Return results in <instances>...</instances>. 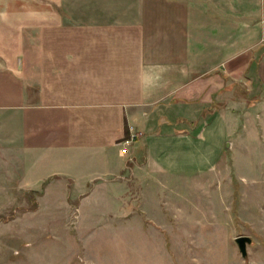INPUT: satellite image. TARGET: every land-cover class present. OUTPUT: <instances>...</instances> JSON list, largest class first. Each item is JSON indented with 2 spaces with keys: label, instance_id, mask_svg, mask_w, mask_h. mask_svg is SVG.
Masks as SVG:
<instances>
[{
  "label": "crops",
  "instance_id": "1",
  "mask_svg": "<svg viewBox=\"0 0 264 264\" xmlns=\"http://www.w3.org/2000/svg\"><path fill=\"white\" fill-rule=\"evenodd\" d=\"M222 2L0 0V191H38L49 181L85 194L79 209H103L90 224L126 225L131 217L115 212L134 190L147 189L139 207L150 205L162 179L206 173L233 152L237 88L257 100L243 122L258 125L264 77L186 67L221 64L225 48L232 66L264 64L255 36L224 43ZM259 16L232 29L261 32L264 8ZM131 128L142 137L123 155Z\"/></svg>",
  "mask_w": 264,
  "mask_h": 264
},
{
  "label": "rangeland",
  "instance_id": "2",
  "mask_svg": "<svg viewBox=\"0 0 264 264\" xmlns=\"http://www.w3.org/2000/svg\"><path fill=\"white\" fill-rule=\"evenodd\" d=\"M222 3L224 43L255 36L264 44V30L243 34L232 29L261 19L264 0ZM231 53L224 49L221 64L186 67L193 74L246 75L254 71L264 77L263 63L250 69L246 64L232 66L233 60H227ZM236 99L238 107L230 114L241 117L236 123L240 129L233 152L226 143L221 159L212 162L213 168L206 173L188 171L171 175L170 181L162 179L159 184L165 190L151 188L152 196H148L156 200L150 204L154 206L145 200L143 205L149 202V207H139V199L148 192L145 189L137 194L134 190V202L128 199L115 212L131 217L126 225L90 224L96 211L99 214L103 209H79L85 194L50 187L49 181L38 191H0V264H264V117L262 126L244 123L257 100L248 98L246 87L237 88ZM230 122L236 125L232 119ZM202 123L192 121L191 126L198 131ZM239 236L252 239L245 258L235 241Z\"/></svg>",
  "mask_w": 264,
  "mask_h": 264
},
{
  "label": "built area",
  "instance_id": "3",
  "mask_svg": "<svg viewBox=\"0 0 264 264\" xmlns=\"http://www.w3.org/2000/svg\"><path fill=\"white\" fill-rule=\"evenodd\" d=\"M142 137V133L141 132H137L135 131L133 128L130 129V133L128 135L127 138H125L121 143L123 145V149L121 151V153L123 155L128 153L129 148L134 144V142Z\"/></svg>",
  "mask_w": 264,
  "mask_h": 264
},
{
  "label": "water",
  "instance_id": "4",
  "mask_svg": "<svg viewBox=\"0 0 264 264\" xmlns=\"http://www.w3.org/2000/svg\"><path fill=\"white\" fill-rule=\"evenodd\" d=\"M242 256L245 258L248 255L247 247L252 244V239L248 236H239L235 239Z\"/></svg>",
  "mask_w": 264,
  "mask_h": 264
}]
</instances>
